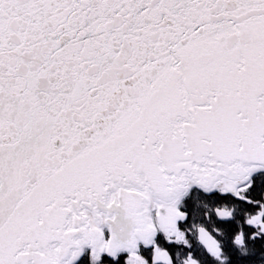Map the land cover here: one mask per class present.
<instances>
[{
	"label": "snow or ice",
	"instance_id": "obj_1",
	"mask_svg": "<svg viewBox=\"0 0 264 264\" xmlns=\"http://www.w3.org/2000/svg\"><path fill=\"white\" fill-rule=\"evenodd\" d=\"M0 264H264V0H0Z\"/></svg>",
	"mask_w": 264,
	"mask_h": 264
}]
</instances>
